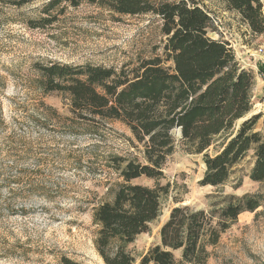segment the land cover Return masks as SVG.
<instances>
[{"label":"trees","instance_id":"16d2710c","mask_svg":"<svg viewBox=\"0 0 264 264\" xmlns=\"http://www.w3.org/2000/svg\"><path fill=\"white\" fill-rule=\"evenodd\" d=\"M36 1L13 0L11 4L21 8ZM217 1L226 12L237 14L251 35L264 36L260 0ZM82 4L108 12L114 23L122 17L154 16L160 23V41L147 55H138L118 68L34 61L32 78L26 80L34 99L29 105L9 106L12 117L24 115L41 123L79 122L85 128L97 120L119 122L131 133L129 144L143 147L140 157L110 153L105 158L110 174L92 185L102 190V198L85 199L88 206L79 207L90 214L94 250L102 264H205L210 256L208 248L218 245L221 234L241 213L256 211L262 205L261 198L253 194L228 196L212 211L182 206L178 183L167 180L163 170L167 159L181 148L186 155L201 157L204 172L200 186L218 188L252 151L250 178L264 183V137L256 131L261 114L237 125L253 106V70L243 69L227 41L208 36L216 30L213 17L194 0H46L39 15L26 25L45 31L65 15L66 9L75 10ZM258 73H264V64L258 66ZM5 86L0 75L1 91ZM51 94L66 102L68 116L61 117L44 102ZM4 121L0 104V124ZM3 172L0 188L10 190V184L17 180ZM141 178L152 181L153 186L136 184ZM25 189L31 193L35 185ZM16 200L13 195L10 202ZM165 205H170V210L158 232L159 244L137 256L133 245L150 232ZM8 210L10 207L3 211ZM59 264L81 263L62 256Z\"/></svg>","mask_w":264,"mask_h":264},{"label":"rangeland","instance_id":"374dc122","mask_svg":"<svg viewBox=\"0 0 264 264\" xmlns=\"http://www.w3.org/2000/svg\"><path fill=\"white\" fill-rule=\"evenodd\" d=\"M12 1L0 0V75L6 85L5 90L0 89V104L5 112V121L0 124V173L4 171L17 181L10 184V190L0 188V264H59L62 256L81 264H102L94 250L95 229L90 214L79 207L88 206L85 199L102 198V190L92 185L110 174L105 161L110 153L140 157L143 147L129 144L131 133L119 122L105 124L97 120L91 128L64 120L41 123L24 115L12 117L9 106L33 101L26 80L32 78L30 67L34 61L118 68L138 55H147L160 41V23L154 16L122 17L114 23L108 12L82 4L75 10L66 9L65 15L45 31L34 30L26 22L39 15L46 0L21 8ZM194 1L213 17L216 30L209 33L210 38L230 41L240 58L241 52L248 50L245 55L252 54L251 60L242 58L244 65L252 60L256 66L264 62V36L247 34L241 21L227 13L217 0ZM261 3L264 12V0ZM260 48L263 53L256 54ZM253 74L258 84L255 70ZM44 102L61 117L69 115L59 95H48ZM260 104L261 100H255L250 113L237 125L261 114L256 131L264 137V109ZM175 137L178 139L177 133ZM167 161L163 174L178 183L182 206L212 211L228 196L253 194L261 198L262 205L256 211L241 213L221 234L218 245L208 248L210 256L205 264H264V183L250 178L252 151L233 167L229 180L218 188L200 186L204 172L200 156L186 155L178 148ZM135 183L153 186L145 178ZM29 185H35L31 193L25 189ZM87 190L97 195L87 194ZM13 195L17 200L10 202ZM6 207L10 211L4 212ZM169 210L170 205H165L150 232L138 237L133 245L137 256L159 244L158 232ZM175 256L179 259V253Z\"/></svg>","mask_w":264,"mask_h":264},{"label":"crops","instance_id":"0c3cea01","mask_svg":"<svg viewBox=\"0 0 264 264\" xmlns=\"http://www.w3.org/2000/svg\"><path fill=\"white\" fill-rule=\"evenodd\" d=\"M228 13V12H227ZM232 14H234L235 15V18L236 19H238L239 20V17H238V15L237 14H235V13H232ZM241 23V22H240ZM241 25L243 26V29H244V31L247 33V34H249L250 33V31H249V29H248V26L246 25V24H242L241 23ZM213 39V38H212ZM240 48H244V47H240ZM249 51L248 50H245V51H242L241 52V55L243 56H241V58L239 57V56H237V59H238V61H239V63H240V65H242L243 64V61L246 59H248V57H249V60H251V56H252V54H250V55H248V57H246V55L245 54H247ZM246 57V58H245ZM244 60H243V59ZM249 63V65L250 66H252L251 67V69L254 71V67L256 66V65H252V64H254V62H253V60L252 61H249L248 62ZM262 64H264V62L262 63ZM255 81V80H254ZM251 97H252V103L255 101V100H258V101H260L261 100V98H262V96H261V85H260V82L258 83V84H256V82H255V85H254V87H253V89H252V91H251Z\"/></svg>","mask_w":264,"mask_h":264},{"label":"built area","instance_id":"2783aa9c","mask_svg":"<svg viewBox=\"0 0 264 264\" xmlns=\"http://www.w3.org/2000/svg\"><path fill=\"white\" fill-rule=\"evenodd\" d=\"M223 40H225V39H223ZM228 43L230 44V47L232 48V50L235 51L234 44H232L230 41H228ZM257 53L258 54L263 53V50L260 48L259 51L256 52V54ZM235 55H236V51H235ZM236 58H237V55H236ZM241 66H243V69H246V68H250L251 69V67H252L249 64H245V65L242 64ZM253 69L255 70V72L257 74V78H258L257 80L260 82V85H261V96H262V98H261V104L260 105H261V108L264 109V73H261V74L258 73V66H255Z\"/></svg>","mask_w":264,"mask_h":264}]
</instances>
